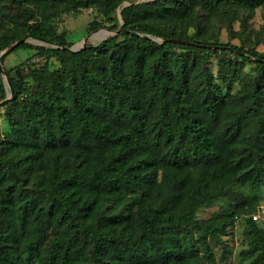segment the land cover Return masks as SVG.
Returning <instances> with one entry per match:
<instances>
[{"label":"trees","instance_id":"obj_1","mask_svg":"<svg viewBox=\"0 0 264 264\" xmlns=\"http://www.w3.org/2000/svg\"><path fill=\"white\" fill-rule=\"evenodd\" d=\"M8 1L0 7H16L23 28L0 30V52L31 34L58 45L38 48L59 67L5 69L15 97L1 105L0 264H214L212 242L254 210L234 188L264 185V51L210 40L197 19L264 13V0ZM60 3L95 6L113 33L70 50L47 15ZM256 35L264 41V24ZM221 198L231 210L196 217ZM255 211L248 261L234 264H264Z\"/></svg>","mask_w":264,"mask_h":264},{"label":"rangeland","instance_id":"obj_2","mask_svg":"<svg viewBox=\"0 0 264 264\" xmlns=\"http://www.w3.org/2000/svg\"><path fill=\"white\" fill-rule=\"evenodd\" d=\"M7 2L11 1L7 0ZM123 5L126 4L123 3ZM47 15L51 18L55 31L57 33L64 34L67 41L72 42L73 45L80 44L86 36H89L87 44H96L113 33L110 29L112 22L106 19L105 15L99 12L95 6L81 7L76 11L72 7L60 3L56 4L54 8L49 10ZM111 16L117 17L119 24H121L122 20L120 16V8L114 10L111 13ZM94 20L100 22L101 25L96 29H90V23ZM197 20L206 25L204 35L210 40L213 39V36L217 37L220 42L229 41L232 44L243 45L245 47L254 46L258 50L264 51V41H261L262 38L257 37L256 35L257 31H259L261 26L264 24V13L261 7L251 10L239 6H232L228 12L218 9L213 14H209L201 10L200 16ZM0 25V30L3 31H10L11 29L21 30L23 28V19L21 14H18L16 7L9 3H6L3 8L0 7ZM194 30L195 27L192 25L188 26L186 29V31L190 34L195 32ZM26 41L31 43L33 46L29 48L24 47L16 49L1 58V64L11 75L15 76V68L24 62H27V64L29 63L31 68L43 65L45 62L50 68L55 69L59 67L58 64L53 62L52 57L47 56L40 50V48H38L39 46L48 48L53 46V44L39 39H29ZM33 56L35 57V60L31 61ZM26 71L27 69L25 68L23 72ZM1 78L5 85L6 95H11L10 85L12 86V84L8 74L1 73ZM1 105L0 133L9 128L8 119L5 115L6 107ZM234 189L249 197L252 202V207L254 210L257 209L255 212L260 213V217L255 220L259 226L264 227V185L261 186L258 191L250 190L248 185L241 187L237 186ZM232 207L233 205L228 199L221 198L200 208L196 217L206 218L218 213H226L231 210ZM250 212L243 213L237 218L233 232L228 236L222 237L223 244L212 242L216 257L214 264H234L241 261H248L247 257L243 258L242 255H240V251L241 249L247 247L248 241L244 230L245 219L249 216ZM223 245L227 246L228 249L231 250L230 253H226L227 257L224 260L221 258L223 254Z\"/></svg>","mask_w":264,"mask_h":264},{"label":"water","instance_id":"obj_3","mask_svg":"<svg viewBox=\"0 0 264 264\" xmlns=\"http://www.w3.org/2000/svg\"><path fill=\"white\" fill-rule=\"evenodd\" d=\"M124 4H129V2L126 1V2H124ZM29 39H39V40H42V41H46L45 39H42V38H39V37H35V36L31 35V34H29V35H27V36H25V37H22V38H20V39H18V40H16V41H14L12 44H10L9 46H7L5 49H3V50L0 52V61H1V58H2L4 55H6L7 53H9V52H10V51H11L16 45L22 43V42L25 41V40H29ZM88 39H89V36H86V37L80 42V44H75V45L69 47V49L72 50V51H78V50H80L81 48H83V47H85V46L87 45V41H88ZM152 39H153L154 41H162V40H163V39H161V38H159V37H152ZM177 40L180 41L179 39H177ZM46 42H49V41H46ZM184 42H187V41H184ZM49 43H51V42H49ZM53 45H54V46H58V45H55V44H53ZM62 47H66V46H62ZM0 72H1L2 74L6 73L5 68L3 67V65L1 64V62H0ZM10 93H11V95H10V94H7L3 99L0 100V105H1V104H4V103L7 102L9 99H12V98L15 97V94H14V92H13V88H12L11 85H10Z\"/></svg>","mask_w":264,"mask_h":264},{"label":"built area","instance_id":"obj_4","mask_svg":"<svg viewBox=\"0 0 264 264\" xmlns=\"http://www.w3.org/2000/svg\"><path fill=\"white\" fill-rule=\"evenodd\" d=\"M252 217H253L254 219H258V217H260V213H259V212H255V213H253Z\"/></svg>","mask_w":264,"mask_h":264}]
</instances>
